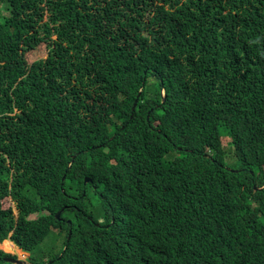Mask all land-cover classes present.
Here are the masks:
<instances>
[{
    "label": "trees",
    "instance_id": "1",
    "mask_svg": "<svg viewBox=\"0 0 264 264\" xmlns=\"http://www.w3.org/2000/svg\"><path fill=\"white\" fill-rule=\"evenodd\" d=\"M8 239L33 264H264V0H0Z\"/></svg>",
    "mask_w": 264,
    "mask_h": 264
},
{
    "label": "rangeland",
    "instance_id": "2",
    "mask_svg": "<svg viewBox=\"0 0 264 264\" xmlns=\"http://www.w3.org/2000/svg\"><path fill=\"white\" fill-rule=\"evenodd\" d=\"M42 58L45 57V55L41 56ZM225 138H228V136H225ZM12 206L14 207L15 214L17 215V204L15 201H12ZM10 241L6 240L2 244L0 243V248H3L6 252L17 255L19 260H28V254L23 252L22 250H19L17 246H15L13 243L9 244ZM7 249V250H6Z\"/></svg>",
    "mask_w": 264,
    "mask_h": 264
},
{
    "label": "clouds",
    "instance_id": "3",
    "mask_svg": "<svg viewBox=\"0 0 264 264\" xmlns=\"http://www.w3.org/2000/svg\"><path fill=\"white\" fill-rule=\"evenodd\" d=\"M164 91V95H165V97L164 98H166V93H165V90H163ZM140 94H141V91H140ZM221 134V133H220ZM225 136H228V134L226 133V131H223L222 132V138H225ZM225 139H227L226 141H231L230 140V138H225ZM87 178H89V180H86ZM91 181H93V179H92V177H90V176H87L86 178H85V182L86 183H89V182H91ZM62 211V210H61ZM60 213V212H59ZM59 218H60V215L58 216ZM72 232V230H70V233ZM8 241H10V243H13L15 246H17L12 240H10V239H8ZM1 243V242H0ZM2 244V243H1ZM18 247V246H17ZM1 249H3V248H1ZM18 249L19 250H22L20 247H18ZM4 250V249H3ZM5 251V250H4ZM23 251V250H22ZM6 252V251H5ZM24 252V251H23ZM8 253V252H7ZM7 258V257H6ZM6 258H5V260H6ZM16 259H18V257L16 258ZM28 262H30L29 260H27ZM9 262V261H8ZM11 264H17V263H14V262H10ZM31 263V262H30ZM33 264V263H32Z\"/></svg>",
    "mask_w": 264,
    "mask_h": 264
},
{
    "label": "water",
    "instance_id": "4",
    "mask_svg": "<svg viewBox=\"0 0 264 264\" xmlns=\"http://www.w3.org/2000/svg\"><path fill=\"white\" fill-rule=\"evenodd\" d=\"M164 93V91H163ZM163 96L165 97V95L163 94ZM86 180H89V178H87ZM60 213L57 214V216H59ZM6 261H9V262H14V263H17V264H32L26 260H19V259H13V258H6Z\"/></svg>",
    "mask_w": 264,
    "mask_h": 264
}]
</instances>
